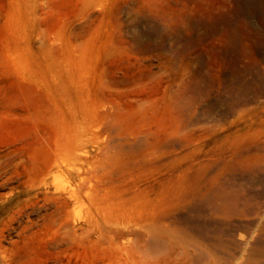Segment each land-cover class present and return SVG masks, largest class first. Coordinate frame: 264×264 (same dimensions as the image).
<instances>
[{"label": "rangeland", "instance_id": "rangeland-1", "mask_svg": "<svg viewBox=\"0 0 264 264\" xmlns=\"http://www.w3.org/2000/svg\"><path fill=\"white\" fill-rule=\"evenodd\" d=\"M0 264H264V0H0Z\"/></svg>", "mask_w": 264, "mask_h": 264}]
</instances>
